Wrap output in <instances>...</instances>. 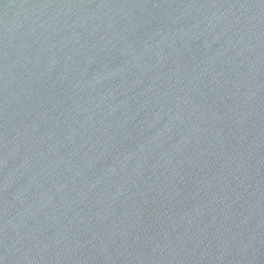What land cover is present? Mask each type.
I'll list each match as a JSON object with an SVG mask.
<instances>
[{"label": "water", "instance_id": "obj_1", "mask_svg": "<svg viewBox=\"0 0 264 264\" xmlns=\"http://www.w3.org/2000/svg\"><path fill=\"white\" fill-rule=\"evenodd\" d=\"M0 264H264V0H0Z\"/></svg>", "mask_w": 264, "mask_h": 264}]
</instances>
